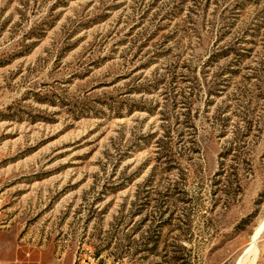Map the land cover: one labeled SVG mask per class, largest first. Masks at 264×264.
I'll use <instances>...</instances> for the list:
<instances>
[{"label": "rangeland", "instance_id": "1", "mask_svg": "<svg viewBox=\"0 0 264 264\" xmlns=\"http://www.w3.org/2000/svg\"><path fill=\"white\" fill-rule=\"evenodd\" d=\"M263 223L264 0H0V264H249Z\"/></svg>", "mask_w": 264, "mask_h": 264}, {"label": "trees", "instance_id": "2", "mask_svg": "<svg viewBox=\"0 0 264 264\" xmlns=\"http://www.w3.org/2000/svg\"><path fill=\"white\" fill-rule=\"evenodd\" d=\"M167 154H171V150L170 149H168ZM157 242H158V237H155V236H152V235H148L146 237H143L142 238L143 247H141V245H138V247H136L134 253H132V254L129 253V252L128 253H124L125 255H122V257H124V258L125 257H128V258L135 259V257L140 252L145 251V250H153L154 248H149L148 249V245L152 244L153 247H154V246L157 245ZM132 243H133V241H131L130 245H132ZM183 248H185V247H183ZM95 256L96 257H99L100 256V253H97ZM165 258H167V259H165ZM168 258L169 257H167V255L164 256V260H166V262H169V260L171 261V259L170 258L168 259ZM172 259H173V262H175L176 264L179 263V262H183V263L186 262L185 261L186 258L183 255H178V256L174 255L172 257Z\"/></svg>", "mask_w": 264, "mask_h": 264}, {"label": "bare ground", "instance_id": "3", "mask_svg": "<svg viewBox=\"0 0 264 264\" xmlns=\"http://www.w3.org/2000/svg\"><path fill=\"white\" fill-rule=\"evenodd\" d=\"M263 227H264V223L261 225L260 228H258V230H256L257 232H256L255 235H254V241H253L251 247L249 248V252H253V254H254V257H253L252 260L248 258L249 261H251V263H254L255 260L257 259L256 257H257V253H258V248L256 247V241H257L256 239H257V237L259 236L260 232H262ZM246 254H248V253H246ZM251 254H252V253H251ZM246 260H247V259H246ZM247 262H248V261H247ZM247 262H246V261L243 262V260H241L238 264H248ZM251 263H249V264H251Z\"/></svg>", "mask_w": 264, "mask_h": 264}]
</instances>
